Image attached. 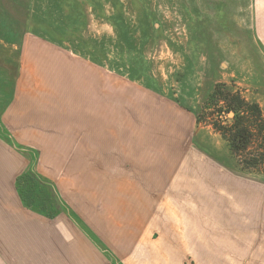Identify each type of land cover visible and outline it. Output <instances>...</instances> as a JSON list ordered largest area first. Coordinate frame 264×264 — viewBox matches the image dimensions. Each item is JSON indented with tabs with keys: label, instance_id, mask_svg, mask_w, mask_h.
<instances>
[{
	"label": "rangeland",
	"instance_id": "rangeland-1",
	"mask_svg": "<svg viewBox=\"0 0 264 264\" xmlns=\"http://www.w3.org/2000/svg\"><path fill=\"white\" fill-rule=\"evenodd\" d=\"M216 2L0 0V40L9 43L11 72L16 70L13 58L17 48L12 43L23 34L40 38L33 44L26 40L17 98L28 109L26 117L33 108L39 111L35 119L40 126L10 129L12 139L21 142H15V149L35 160L36 171L47 176L56 170L50 175L57 182L59 196L78 215L84 218L89 214V224L97 233L90 206L103 213L106 231L117 221L116 212L108 193L103 196L97 186L86 183L82 168L91 177L97 167L116 171L114 164L125 168L124 159L129 156L148 153L155 162L169 163L170 184L165 190L152 191L146 186L147 191L136 192L152 198L153 216L160 209L157 198L168 194L169 201L179 200L172 203L174 211L185 210V198L181 195L180 201L182 197L169 189L186 163H200L206 177L223 174L264 191V173L234 164L227 143L211 125V115L218 108L205 103L221 83L257 103L264 112V56L251 39L253 33L234 23L214 24L210 19L211 8L217 5L231 9V19L238 21L243 3ZM5 55L3 47L0 57ZM152 174V181L158 183L160 177ZM27 187L32 190V183ZM27 194L31 198L32 194ZM67 219L57 224V249L62 253L57 255V264L65 259V253L69 259L81 246L75 224ZM102 242L111 257L120 256L117 261L126 264L122 254L130 247L127 240ZM145 243L154 247L150 238ZM88 245L102 264H107L96 246ZM154 253L153 264H160L162 259L156 254L164 252ZM134 259L143 264L146 257L135 255Z\"/></svg>",
	"mask_w": 264,
	"mask_h": 264
},
{
	"label": "crops",
	"instance_id": "crops-1",
	"mask_svg": "<svg viewBox=\"0 0 264 264\" xmlns=\"http://www.w3.org/2000/svg\"><path fill=\"white\" fill-rule=\"evenodd\" d=\"M241 3L243 9L238 21L231 19V9L217 5L211 8L210 19L214 24L234 23L242 27V31L253 33L251 39L256 41L264 56V0H241ZM225 16L226 21L219 20ZM26 40L32 43L39 42L40 38L23 34L20 40L12 43V47L17 46L13 58L16 70L12 72L7 55L9 43L0 40V46L6 48V55L0 57V264H57L58 253L62 255L57 249V224L67 218L75 224L81 246L73 251L76 258L70 254L72 257L66 259L65 253L60 263L96 264L92 260L95 258L102 264L88 245L93 243L98 254L108 260L107 264H123L117 261L120 256L111 257L104 249L102 240L110 239L128 241L130 247L122 254L126 264H137L135 255L146 257L143 264H153L157 251L164 252L156 254L162 259L160 264H264V191L223 174L206 177L200 163L184 164L182 174L170 186L169 191L185 198L184 211L173 210L172 203L179 200L170 202L168 194L167 198H157L155 203L160 209L153 216L152 198L136 194L147 191L146 186L152 191L161 187L163 191L170 184L169 163L155 162L148 153L124 159L128 173L124 167H118V162L114 164L116 171L90 168L93 169L92 177L82 168L81 175L86 177V183L97 186L96 190L104 192L103 196L108 193L112 198L117 221H112L114 226L110 230L106 231L103 213L99 214L94 206L91 205L90 210L99 233L90 226L89 214L83 218L67 205L60 197L56 180L50 175L56 174V170L50 169L47 176L40 169L36 171L35 160L18 152L15 142H21L11 137L10 129L40 126L39 119H35L39 118V111L33 108L30 117H26L28 109L24 103L17 102ZM163 158L168 160L167 155ZM199 166L197 171L192 170ZM152 173L160 177L158 183L152 181ZM31 183L32 190H29L27 186ZM27 193L32 194L31 198ZM106 232L110 234L105 236ZM148 238L154 247L146 245ZM65 252L71 250L65 249ZM131 252L135 254L133 257Z\"/></svg>",
	"mask_w": 264,
	"mask_h": 264
},
{
	"label": "trees",
	"instance_id": "trees-1",
	"mask_svg": "<svg viewBox=\"0 0 264 264\" xmlns=\"http://www.w3.org/2000/svg\"><path fill=\"white\" fill-rule=\"evenodd\" d=\"M205 103L218 108L211 115L212 128L227 143L240 169L264 173V112L260 106L221 83L215 85ZM229 113L231 118L226 116Z\"/></svg>",
	"mask_w": 264,
	"mask_h": 264
}]
</instances>
